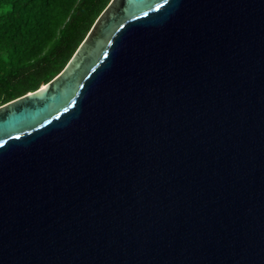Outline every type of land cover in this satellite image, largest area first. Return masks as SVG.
Wrapping results in <instances>:
<instances>
[{
  "label": "water",
  "instance_id": "95a60500",
  "mask_svg": "<svg viewBox=\"0 0 264 264\" xmlns=\"http://www.w3.org/2000/svg\"><path fill=\"white\" fill-rule=\"evenodd\" d=\"M0 264H264V0H111L0 105Z\"/></svg>",
  "mask_w": 264,
  "mask_h": 264
},
{
  "label": "trees",
  "instance_id": "16d2710c",
  "mask_svg": "<svg viewBox=\"0 0 264 264\" xmlns=\"http://www.w3.org/2000/svg\"><path fill=\"white\" fill-rule=\"evenodd\" d=\"M111 0H0V105L69 63Z\"/></svg>",
  "mask_w": 264,
  "mask_h": 264
}]
</instances>
